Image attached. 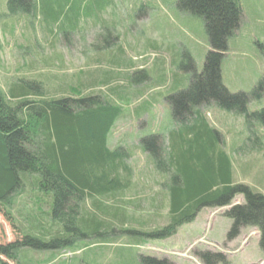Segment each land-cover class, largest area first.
<instances>
[{"label": "trees", "instance_id": "trees-1", "mask_svg": "<svg viewBox=\"0 0 264 264\" xmlns=\"http://www.w3.org/2000/svg\"><path fill=\"white\" fill-rule=\"evenodd\" d=\"M70 2L9 0V5L18 14L41 13L46 27H54L64 36L68 31L63 29L76 31L84 18L101 28L107 23L103 16L111 0L79 1L80 11L73 0L69 15L65 6ZM179 7L203 19L210 49L202 71L195 72L186 92L170 102L169 135L151 132L140 138V147L163 177L161 186L168 197L167 223L144 235L165 239L193 222L203 208H225L224 214L232 219L227 239H235L245 227L256 228L264 252V193L235 181L231 158L218 144L220 135L199 108L216 105L264 128V108L248 109L254 99L263 97L264 77L251 92H231L222 82L229 38L243 18L241 0H179ZM126 78L136 82L130 75ZM110 79L114 76L107 74L104 81ZM95 80H81L82 87L93 88ZM81 92L53 96L42 83L24 79L13 83L8 96L0 89V212L18 233L13 242L0 243V256L15 264L22 259L29 264L61 260L66 251H81L100 239L112 238L131 219L122 206L104 202L124 193L132 177L130 150L124 145L112 146L110 140L122 113L113 97H121L113 90L114 96L93 89ZM185 111L188 116L179 119V113ZM256 142L255 150L261 151L262 143ZM24 195L31 207L15 211V201ZM238 196L243 201L236 203ZM41 253L45 255L39 261L35 257ZM197 255L204 264L227 263L220 252L201 250ZM140 263L175 264L144 255H140ZM0 264L7 263L0 259Z\"/></svg>", "mask_w": 264, "mask_h": 264}, {"label": "rangeland", "instance_id": "rangeland-1", "mask_svg": "<svg viewBox=\"0 0 264 264\" xmlns=\"http://www.w3.org/2000/svg\"><path fill=\"white\" fill-rule=\"evenodd\" d=\"M71 2L65 6L69 15ZM111 2L102 28L84 18L76 31L63 29L68 31L64 36L54 27L47 28L41 13L18 14L11 10L9 0H0V89L7 96L13 83L24 79L42 83L53 96H77L75 90L87 93L93 89L107 96H114L113 90L121 97H113L122 113L110 140L112 146L124 145L130 150L132 177L124 193L104 202L122 206L131 219L112 238L100 239L81 251H66L65 257L50 264H141L140 255L166 258L175 264H204L197 255L201 250L224 254L227 263L218 264H264L259 230L245 227L238 237L227 239L232 219L224 214L225 208H203L193 222L183 224L171 237H145L167 223L168 197L161 186L163 177L140 147V138L151 132L169 135L170 102L177 101L193 74L202 71L210 44L203 19L182 10L179 0ZM241 4V25L229 38L221 66L223 84L235 93L251 92L264 77V0H241ZM107 74L114 79L105 82ZM129 75L138 84L131 83L126 78ZM92 78L96 79L93 88H83L82 82ZM199 108L220 135L218 144L231 158L235 181L264 193V128L216 105ZM263 108L264 95L248 105L249 111ZM179 114V119L188 116L186 111ZM256 141L262 143L261 151L255 150ZM26 199V195L18 198L14 210L31 207ZM242 201L243 196L235 199L236 203ZM17 238L18 233L0 212V243ZM44 255L35 258L41 261ZM0 259L15 264L5 256ZM20 264L29 262L22 259Z\"/></svg>", "mask_w": 264, "mask_h": 264}, {"label": "crops", "instance_id": "crops-1", "mask_svg": "<svg viewBox=\"0 0 264 264\" xmlns=\"http://www.w3.org/2000/svg\"><path fill=\"white\" fill-rule=\"evenodd\" d=\"M8 242H13V241L11 240V241H8ZM262 255H264V254H262Z\"/></svg>", "mask_w": 264, "mask_h": 264}]
</instances>
